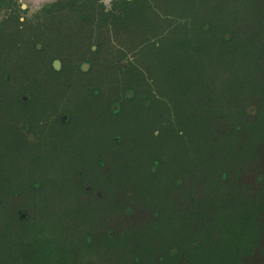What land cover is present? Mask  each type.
<instances>
[{
	"label": "trees",
	"instance_id": "trees-1",
	"mask_svg": "<svg viewBox=\"0 0 264 264\" xmlns=\"http://www.w3.org/2000/svg\"><path fill=\"white\" fill-rule=\"evenodd\" d=\"M138 13L168 22L163 31L170 40H155L157 53L169 54L165 47L174 40L186 44L158 63L159 78L176 98L162 93L152 74L144 76L151 87L140 98L167 107L154 111L161 122L150 130L155 142L179 143L171 165L166 153L147 147L146 187L160 175L170 192L162 203L138 204L146 218L130 226L122 219L129 203L120 204L119 218L99 210L94 190L105 187L81 181L82 166L72 173L74 200L61 195L53 169L33 179L26 195L14 190L11 209L0 188V264H264V0L145 1ZM129 89L137 99V86ZM177 162L181 169L172 170ZM18 190L24 197L15 201ZM103 241L117 244L114 260Z\"/></svg>",
	"mask_w": 264,
	"mask_h": 264
},
{
	"label": "flooded vegetation",
	"instance_id": "flooded-vegetation-1",
	"mask_svg": "<svg viewBox=\"0 0 264 264\" xmlns=\"http://www.w3.org/2000/svg\"><path fill=\"white\" fill-rule=\"evenodd\" d=\"M145 1L155 0H0V122L20 133L18 153L21 157H27L29 142L50 152H60L64 148L69 156L75 157L77 144L72 147L70 141L58 139L55 128L47 135L39 129L48 124L64 128L82 122L85 113L66 104L57 93L62 89L74 91L77 81L83 82L91 75L97 76L96 84L89 85L87 97L99 102L94 111L96 124H102L98 119L103 106L110 116H116L135 101L138 107L150 108L148 111L153 114L154 103L132 99L136 94L134 90H126L128 85L121 86L118 91L112 90L101 78L107 72L120 75L132 72L137 74L135 76L151 74L150 59L157 40L153 35L149 34L145 42L134 44L136 49L132 53L127 43L110 48L106 45L108 32L128 30L131 24L137 26L143 20L138 11ZM159 39L170 40L168 36ZM112 53L113 58L110 57ZM144 54L149 61H143ZM70 72L74 73V78L67 75ZM105 92L108 99H102ZM31 106L35 108L33 114L27 111ZM114 126L108 135L109 142L113 146L123 145L127 137L122 126L118 123ZM32 128H36V133L27 136ZM118 131L121 133L113 134ZM36 136V140L30 139ZM108 155V151L101 152L95 162L96 168L107 176L114 175L117 170ZM99 160L101 163L97 164ZM123 166L118 164V169ZM79 172L81 181L91 182L86 167L82 166ZM85 188L93 191L91 184H86ZM95 188L94 193L104 205L108 190ZM136 189L132 184L116 185L114 202L119 205L140 203ZM106 212L113 218L120 217L118 210Z\"/></svg>",
	"mask_w": 264,
	"mask_h": 264
},
{
	"label": "rangeland",
	"instance_id": "rangeland-1",
	"mask_svg": "<svg viewBox=\"0 0 264 264\" xmlns=\"http://www.w3.org/2000/svg\"><path fill=\"white\" fill-rule=\"evenodd\" d=\"M170 9L172 10L171 6L166 10L170 11ZM164 23L165 24L158 23V20L153 16L152 19H150V17L144 18L141 22L137 23V26L131 24L128 30H122L121 32L119 30H112L111 32L107 33L106 45L108 48H110L115 47L116 45L120 47L121 43H127L128 45L126 46L130 51L129 53H132L136 49V46L133 45L145 42L150 32L151 35L156 37V39L164 37L165 34L167 35L168 33H164L163 30L167 28L166 24L168 22L165 21ZM169 35L167 36L169 37ZM167 45L169 46L165 47V52L169 54H171V52L174 50L173 47L175 46L179 47L182 51H186L185 42L177 44V42L174 40V42H168ZM169 54L164 56L163 52L157 53V50H155L151 56V59L147 54H144L143 61H149V59L152 61L151 74L156 77L158 76L157 88L161 89L162 93L164 92L166 96H168L169 93V97L175 99L176 97L172 94L170 87L167 85V81L163 78H159V76H161V70L159 68H164V66L158 63H160V61L165 58L168 59ZM113 56L114 53H112L110 57L113 58ZM195 59L199 60L200 57H195ZM73 74V72H70L67 75L70 78H74V76H72ZM135 74L130 72L120 75L113 72H107L105 75H102L101 78L104 85H108L109 88L112 90L115 89L117 91L121 86L134 84L137 85V89L140 91L136 100L138 101L141 100L140 98L142 93H145L148 91V89L150 90L151 86H147L146 79L143 75L135 76ZM95 78H97L96 75H91L83 82L77 81V87L75 86L74 91L68 92L62 89L57 93L61 100H66V104H71L74 106V108L80 110L82 114L85 113V117H83L81 123L69 125L64 128L55 124L53 126L52 124H48L39 129L42 130L44 135H47V132H49L51 128H55V131L57 132L55 136H57L58 139L70 141L72 147H74L73 145L77 144L75 157L73 155L69 156L64 154V148L61 152H50V150H41V148H39L37 145L29 142L27 157H21L20 159V155L18 153V144L20 142L19 140L21 139L20 133L12 131L10 127L5 125L3 122H0V188L6 191L5 198L7 202L5 201L4 205L7 206L8 209L13 208L12 204H14V201L11 200L9 195L14 190L19 189L22 190L23 193L27 192L28 185H30L33 179H36L39 175H49L50 172L48 170L52 169L56 170V177H60L58 180L59 182H62L59 191L62 193L61 195H66L65 200L68 197L70 200H74L78 194V184L74 181L72 173L75 171L77 166L86 167L89 174L88 178L91 180V182L94 185L103 186L108 190L107 201L102 207L99 208V210L102 209L103 211H116L121 208V205L115 203L113 200V194L116 185L122 183L137 186L136 195L137 200L140 203L131 202L128 204L126 210H130V215L124 214L122 217L124 221L129 222L130 226L137 225L140 223V221H143L146 218L144 208L139 207L138 204L143 203L148 206L156 205V203L159 202L162 203L164 201L165 194L170 192V182L168 177L162 178L159 175L157 181H151L150 185L147 187L144 183L147 174L145 165L148 161L149 153L147 147H149V144H153V148L151 150H157L161 153H166L170 165L172 163V158L169 155L176 148H179L178 142L176 146V144L173 143V140L168 141L167 138H163V141H160L157 144L155 141L159 140L152 138L150 134V130L158 122L156 119L152 118L154 111L157 113L158 111L167 107L163 103L159 102L153 106L155 109L153 108V114L151 115V111H148L150 108H142L141 106L138 107V104L134 101L125 106L119 115L110 116L105 111L103 106L101 110V118L98 119L99 121H102V124H96L95 119H97V116L95 115L94 111L99 102L88 100L89 96L87 97V95H89V85L96 84ZM108 98L109 95L107 92H105L102 99ZM99 101L100 105L102 106V101ZM27 111L29 114H33L35 108L31 106L27 109ZM117 123L122 126V130L124 131L127 140L126 143H123V145L119 144L118 146H113L109 142L108 135L111 129L115 127L114 125ZM159 123L161 122L159 121L157 124ZM36 131V128H32L31 132L27 134V136H30L31 134L34 135ZM36 138L37 136L30 137L31 140H36ZM43 148L45 149L46 147L44 146ZM111 149L115 151H112ZM104 151H108L109 157H112L111 154L114 156L113 160L111 161L113 163V167L117 166L118 164L124 165L123 167H119V169L117 167L115 175L112 177H107L104 172L100 171L95 166V162L100 157V153ZM52 165H54V167ZM172 167V170L175 171L177 169H181V163L177 162L173 164ZM19 190L16 193L15 201H20V199L23 200L24 195H26V193L22 195L23 193ZM197 195H199V197L203 196L200 190L197 191ZM32 202H34L36 205H40L41 199L38 197L32 198ZM54 204H56V202L53 200H51L49 203L50 207H53ZM91 208H93V206L89 205L88 211ZM1 219L3 221L8 220V212H6V210L3 212V217H1ZM102 219L103 218H101L100 221L101 224L103 223ZM114 226L115 223L109 224V229H111L110 231L115 229ZM49 232L52 233L53 231ZM102 244L107 246L109 250L111 249L114 251L112 255V259L114 260L116 256L115 247L117 244L106 241H103ZM155 247L160 246L156 244L153 246V252L158 253L159 250ZM120 248L121 247L119 246V250ZM71 254H73V252ZM54 259H56L57 262L61 261V257L58 254L55 255ZM72 260L73 259L71 258V261ZM115 262L120 264L119 261ZM52 264H54L53 260Z\"/></svg>",
	"mask_w": 264,
	"mask_h": 264
}]
</instances>
